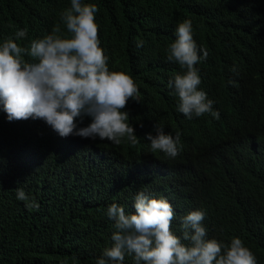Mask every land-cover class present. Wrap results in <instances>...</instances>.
I'll list each match as a JSON object with an SVG mask.
<instances>
[{
  "label": "clouds",
  "instance_id": "9594fccd",
  "mask_svg": "<svg viewBox=\"0 0 264 264\" xmlns=\"http://www.w3.org/2000/svg\"><path fill=\"white\" fill-rule=\"evenodd\" d=\"M98 11L95 4L71 0V8L61 14L67 34L59 25L50 29L46 19L22 24L0 19V109L18 125L3 136L11 140L27 124H38L62 144L80 149L90 159L89 168L94 161L99 166L116 161L125 170L146 162L159 169L157 178L166 188L155 198L133 188L127 201L108 207L113 243L98 254L96 264H123L126 255H133L135 264H258L244 230L225 233L211 225L214 203L204 194H215L222 184L213 177L200 180L192 160L222 143L230 145L234 157L264 156V138L236 129L247 127L264 78V0L255 9L244 0L211 5L203 18L210 31L207 46L193 39L190 20L178 25L167 55L182 70L168 82L176 95L173 112L182 122L201 124L197 133L184 136L157 123L145 134L142 124L133 127L126 108L129 101L140 103V92L131 75L109 70ZM36 30L47 32L38 36ZM209 65L221 71L214 93L205 82ZM212 134L216 138L210 141ZM141 136L149 153L168 160H147L141 151L127 156L125 148L137 145ZM181 151L188 158H179ZM12 155L18 169L35 173L45 167L43 153L25 143ZM232 179L237 185L244 177L232 173ZM258 180L254 204L247 209L251 213L257 207L263 215L264 177ZM16 191L18 200L35 206L23 189ZM133 198L134 212L126 213ZM240 216L244 225L261 222L243 211Z\"/></svg>",
  "mask_w": 264,
  "mask_h": 264
},
{
  "label": "trees",
  "instance_id": "16d2710c",
  "mask_svg": "<svg viewBox=\"0 0 264 264\" xmlns=\"http://www.w3.org/2000/svg\"><path fill=\"white\" fill-rule=\"evenodd\" d=\"M221 1L81 0L99 9L96 23L100 46L109 57V70L131 75L138 86L140 103L129 101L126 108L133 127L142 124L144 134L156 123L182 135L198 132L200 123H185L174 116L176 95L168 88V82L182 70L168 61V49L176 39L178 25L185 20L192 22L195 42L207 46L210 31L203 18L210 14L211 5ZM244 1L255 9L260 0ZM70 8L71 0H0V19L17 24L32 18L46 19L50 29L59 25L67 34L61 14ZM46 32L36 30L38 36ZM141 41L142 46L137 47ZM220 75L219 68L206 67L205 82L213 93ZM0 116V264H96L98 254L113 243L111 235L115 229L107 216L108 207L114 201H127L133 188H141L150 198L166 188V182L157 178L159 169L150 162L143 168L125 170L116 161L102 166L94 161L89 168L90 159L80 149L74 144H62L49 129L38 124H27L7 140L3 134L18 125L8 121L1 109ZM246 124V128H236L237 134L249 132L264 138V78ZM215 138L212 134L210 141ZM24 143L43 153L44 169L31 173L14 167L12 153H17ZM230 148L222 143L193 158L192 164L200 180L213 177L222 184L215 194H204L214 203L216 217L211 225L225 233L244 230L252 245L245 242L247 248L255 253L258 264H264V214L257 207L251 213L247 209L261 183L258 178L264 177V156L242 159L234 157ZM140 151L147 160H168L158 153H149L144 136L124 152L135 156ZM179 158L188 157L181 151ZM77 166L82 172L77 171ZM232 173L244 179L236 185ZM17 189H23L35 206L28 207L18 200ZM133 203L134 198L124 207L126 213L134 212ZM240 211L261 222L244 225ZM123 264H135L134 256L126 255Z\"/></svg>",
  "mask_w": 264,
  "mask_h": 264
}]
</instances>
